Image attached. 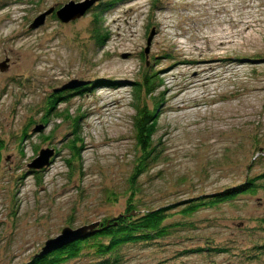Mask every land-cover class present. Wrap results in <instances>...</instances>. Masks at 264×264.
<instances>
[{
    "label": "rangeland",
    "instance_id": "1",
    "mask_svg": "<svg viewBox=\"0 0 264 264\" xmlns=\"http://www.w3.org/2000/svg\"><path fill=\"white\" fill-rule=\"evenodd\" d=\"M83 1L0 0V138L8 142L0 159V264H27L65 229L91 228L124 211L139 155L132 92L146 70L158 73L163 95L154 137L159 162L136 179L145 205L176 209L264 173V0H99L78 20L62 23L52 14L32 28L47 10ZM98 7L109 35L101 48L89 33ZM75 79L92 88L58 106L80 117L82 169L70 173V122L38 120L47 96ZM32 119L31 137L21 141ZM35 126L40 131L32 133ZM39 150L54 152L40 183L28 169ZM263 214L264 192L200 210L188 217L196 228L159 248H131L129 264L173 255L175 264H208L194 254L183 258L207 239L231 244L238 256L251 238L242 227ZM237 256L215 260L237 264Z\"/></svg>",
    "mask_w": 264,
    "mask_h": 264
},
{
    "label": "trees",
    "instance_id": "2",
    "mask_svg": "<svg viewBox=\"0 0 264 264\" xmlns=\"http://www.w3.org/2000/svg\"><path fill=\"white\" fill-rule=\"evenodd\" d=\"M106 4L109 6L111 3L109 1ZM153 7L157 8L156 3ZM103 17V7H98L90 21V38L97 48H101L109 38L108 33L103 28ZM88 82V84L78 89L62 92L52 91L45 99L41 109L43 115L38 120V123L43 125L48 124L51 118L60 120L64 124L70 122L72 135L75 137L66 145L70 157L65 162L70 173L82 169V142L77 137L80 117L69 118L67 110H60L58 106L69 103L70 99L68 98L73 95L89 92L92 87L91 81ZM159 87H161V81L158 73L148 70L134 84L132 108L135 114L132 117V121L139 155L136 157L134 170L129 178L124 211L116 217L110 220L105 219L91 228L82 227L78 230H72L76 233L73 240L50 252L42 253V250H40L27 264H68L69 262H77V264H129L132 258L129 257L128 250L131 248L144 250L148 247H158L157 244L164 243L180 230L191 231L196 228L195 223L189 221L188 217L193 216L200 210L217 208L224 204L240 201L242 197L255 196L259 192H264V173H259L255 176H246L241 183L226 187L214 194L192 197L182 207L176 209L174 207L153 208L145 205L140 198L136 179L159 162V152H156L158 142L154 141L158 131V110L162 104L160 98L163 95V93H156ZM33 124H35L33 119L29 120L23 128L20 135L21 141L23 139L28 140L31 137L28 130ZM32 133H35V131ZM6 143L8 142L0 138V159L2 152L6 149ZM260 147V144H258L255 153L261 151ZM257 158L252 159L250 168L261 160ZM43 170L45 169H29V173L40 183L43 178L40 173ZM176 217L177 219L175 220L174 218ZM248 220H252V224H246V227H242V231L248 233L251 238L243 240L244 245H242L240 255L237 256L230 253L232 251L231 244L219 245L215 244L213 240L207 239L200 246L186 249L183 258L186 255L194 254L206 260L208 264H217L216 256L230 254L232 257L237 256V264H253L254 262L264 264V214ZM242 223L244 224V222ZM159 250L161 251L162 249ZM164 250L165 248H163ZM178 259L177 255H173L167 259L160 258L155 264H175L174 262ZM231 264L236 263L234 261Z\"/></svg>",
    "mask_w": 264,
    "mask_h": 264
},
{
    "label": "water",
    "instance_id": "3",
    "mask_svg": "<svg viewBox=\"0 0 264 264\" xmlns=\"http://www.w3.org/2000/svg\"><path fill=\"white\" fill-rule=\"evenodd\" d=\"M97 2H99V0H85L83 2H78V3L70 2L64 5L62 8H60L57 12H55V8L49 9L34 21L32 28L37 29L39 26L43 24L45 18L52 14H55L56 18L62 23L73 22L75 20L82 18L86 14V12L89 11V9H91V7L95 5ZM154 34H155L154 30H152L150 33V37L148 38L147 41L148 45L145 51L146 54L148 53L150 42ZM4 65H5L4 62L0 64L1 71L4 68L3 67ZM88 83L89 82L87 81H81L75 79L63 85L62 87L56 89V92L78 89L85 86ZM38 130L39 128L36 127V129L33 131H38ZM53 155H54L53 151L41 150L38 158L34 162H32L28 168L33 170L44 169L49 165L50 159L51 157H53ZM75 235L76 233H74L73 231L65 229L64 231L61 232V234L58 237L54 239H50L45 243V246L42 248V253L50 252L52 250L57 249L59 246L73 240Z\"/></svg>",
    "mask_w": 264,
    "mask_h": 264
},
{
    "label": "bare ground",
    "instance_id": "4",
    "mask_svg": "<svg viewBox=\"0 0 264 264\" xmlns=\"http://www.w3.org/2000/svg\"><path fill=\"white\" fill-rule=\"evenodd\" d=\"M221 43V42H220ZM212 68V67H211ZM212 70V69H211ZM210 71V70H209ZM204 72V71H203ZM202 73V72H201ZM194 79L193 80H196V81H200L201 80V76H200V73L199 72H196V74L194 75L193 77ZM88 82V81H87ZM196 90L192 91V94L195 93ZM201 93H195L193 96L196 97L197 95H199Z\"/></svg>",
    "mask_w": 264,
    "mask_h": 264
}]
</instances>
